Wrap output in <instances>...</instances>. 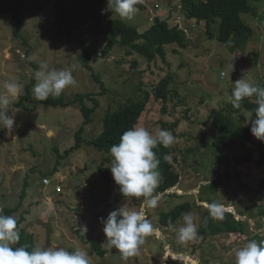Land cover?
Returning <instances> with one entry per match:
<instances>
[{
    "label": "rangeland",
    "instance_id": "374dc122",
    "mask_svg": "<svg viewBox=\"0 0 264 264\" xmlns=\"http://www.w3.org/2000/svg\"><path fill=\"white\" fill-rule=\"evenodd\" d=\"M54 1L0 0V10L8 8V12L0 13V93L5 92V82L17 83L21 88L11 98L12 109L8 112L15 116L13 130L9 133L0 129V210L16 207L8 215L16 218L19 233L34 237L36 248L83 250L90 264H236L238 249L251 240L264 241V196L258 191L264 165L256 166L264 142L251 134L248 142L240 140L216 157L211 146L216 133L210 120L213 111H220L230 120L233 130L241 123L251 128L253 115L243 106L234 109L230 100L234 83L242 78L264 87V0L251 4L257 17L241 15L252 34L246 41L237 38L232 47L207 39L202 23L196 28L193 21L183 19L178 0H141L145 7L131 20L107 10L104 22L119 19L135 26L139 33L154 18L166 19L170 29L183 30L186 45H165L164 58L157 57L154 62L135 52L126 55L128 49L117 45L105 57H94L91 71L80 65L77 57L87 48L102 50L100 33L92 28L72 31L69 37L65 30L60 36L51 26ZM107 5L108 0L104 2L105 9ZM17 9L23 21L19 37L13 33L12 12ZM41 64H47L49 70L72 71L76 84L64 90L66 101L76 94H90L99 103L92 121L83 127V142L66 155L82 126L79 106L54 109L39 105L34 112L28 111L30 102L18 107L24 87L33 80L36 83L34 73ZM169 76L172 81L167 113L162 114L163 103L154 98L153 90ZM147 94L149 102L136 127L146 128L153 136L160 130L174 136V143L168 146L173 152L169 158H175L173 167L180 179L174 188L159 194L157 208H145L147 218L161 236L146 238L139 254L123 261L115 248L104 243L101 218L106 219L122 206L139 211L144 198L124 199L109 169L111 153L101 152L88 142L102 131L108 111L142 100ZM245 101L255 103V97ZM85 103L88 107L94 104L88 98ZM174 122L178 124L174 126ZM101 164L108 170L109 183L101 178ZM24 187L26 193L21 199ZM183 202H188L190 211L171 227H163L159 214ZM210 204L246 222L242 233L201 234L207 225L200 220ZM185 214L193 216L198 238L182 243L177 234ZM91 242L101 245L105 255L91 252Z\"/></svg>",
    "mask_w": 264,
    "mask_h": 264
},
{
    "label": "trees",
    "instance_id": "16d2710c",
    "mask_svg": "<svg viewBox=\"0 0 264 264\" xmlns=\"http://www.w3.org/2000/svg\"><path fill=\"white\" fill-rule=\"evenodd\" d=\"M106 0H55L51 5V26L56 30L59 35L66 30L69 37H71L72 31L78 30H90L92 28L97 29L100 33L104 46L101 51H96L87 48L83 53L77 57L78 63L88 71H91L90 61L96 57H105L108 55L113 47L120 46L128 49L126 55H130L132 52L142 55L148 62H154L157 57L164 58V46L170 44H178L181 48H185L184 32L183 30L170 29L166 19L154 18L151 24L143 28L139 33L135 26H131L122 20L113 19L104 22V2ZM172 1V0H171ZM180 1L179 14L183 19L187 21H193L195 27L202 23L207 34V39L217 40L219 43L229 44L232 47V43L237 41V38H243L246 41L251 37V29L244 23L241 18L242 14H251L257 17L256 11L251 8V4L259 2L260 0H178ZM139 9H144V5L141 2L137 5ZM177 9V8H176ZM8 12L7 9L0 10V13ZM13 13V26L14 36L19 37V29L23 24L21 19V12L17 9ZM218 22V24H217ZM214 27H216V32ZM178 28V27H176ZM235 47V46H234ZM253 58H256L254 56ZM172 78H163L154 88V98L163 103L161 113L166 114L168 103L169 85ZM35 85L33 80L31 84L24 87L25 94L21 96L20 105L23 107L26 102L32 103L30 110L34 112L39 105H45L56 108H69L72 105H78L80 113L83 117L82 126L75 133V144L72 148L65 151V155L79 148L83 142L81 134L83 127L92 121V115L95 110L98 109L99 103L90 94H76L73 99L66 101L64 94L60 96H51L45 100L36 99L32 88ZM93 101V106L88 107L85 103L86 99ZM149 102L148 94L144 96V99L129 102L116 110L108 111L102 123V131L98 137L90 142L94 148L101 152L110 153V148L113 144L119 143L121 135L136 127L141 119V115L146 109ZM243 108L250 111L254 116L253 109L257 107L256 103L245 101L242 103ZM244 124L243 118L240 119ZM211 126L216 133L212 140V150L216 157L223 155L224 152L239 143L240 140L248 142L250 140L251 131L248 127L241 126L237 130H233L230 120L224 116L220 111H213L211 114ZM178 122H174L176 126ZM173 127V126H172ZM154 151L157 154V158L160 160L158 171L161 175L159 186L156 189V193L165 194L171 188H174L180 179V176L174 171L175 158H169L173 152L169 147L158 145ZM59 161V160H58ZM59 163V162H58ZM264 165V151L261 152L260 160L256 166L261 167ZM99 173L101 178L110 182L108 170L101 164L99 166ZM258 191L264 196V178L260 180L258 184ZM26 193V187L21 191V199ZM167 196V195H165ZM170 196V195H168ZM171 196L178 197L176 194ZM123 197V196H122ZM124 198V197H123ZM188 202H183L175 205L167 213L159 214L158 221L163 227L169 228L181 218L184 213L190 211ZM4 215L11 214L16 211L15 208H3L1 209ZM222 219L213 218L210 215L209 210H206L201 218V224L207 225V229H201V234L217 236L228 235L235 233H242V227L246 222L236 220L234 215L222 210ZM205 227V226H204ZM203 236V235H202ZM90 251L97 253L102 257L105 255L104 249L101 248L97 242L90 243ZM27 246L29 250L36 248L35 239L30 234L24 232L20 233V239L18 243H15L14 247Z\"/></svg>",
    "mask_w": 264,
    "mask_h": 264
},
{
    "label": "clouds",
    "instance_id": "9594fccd",
    "mask_svg": "<svg viewBox=\"0 0 264 264\" xmlns=\"http://www.w3.org/2000/svg\"><path fill=\"white\" fill-rule=\"evenodd\" d=\"M141 0H108L107 9L119 18L131 20L139 11L137 5ZM36 83L33 93L36 99L45 100L50 95L60 96L64 90L76 84L70 69H48L47 64H41L35 71ZM231 104L234 109H241L246 98L255 97L257 107L253 109L254 119H251V134L264 142V87L242 78L234 83ZM5 92L0 93V129L9 133L15 125V116L8 115L11 108V98L16 97L21 88L14 82H5ZM174 143V136L167 130H160L156 136L144 127H132L125 131L119 143L110 148L112 156L109 167L119 192L125 198L139 199L143 197L139 211L129 210L126 206L111 211L107 218H101L107 247L115 248L119 259L127 261L139 254L146 238L161 233L146 216L145 208L155 209L159 206L160 195L156 193L161 175L158 171L160 160L154 149L158 145L168 147ZM213 218L222 219L221 206L208 205ZM197 224L191 214H185L183 224L178 230V240L188 242L198 238ZM20 233L18 222L14 216L4 215L0 210V264H90L87 253L83 250L69 251L62 247L33 248L27 246L13 247L18 243ZM236 264H264V241H249L235 253Z\"/></svg>",
    "mask_w": 264,
    "mask_h": 264
},
{
    "label": "bare ground",
    "instance_id": "6f19581e",
    "mask_svg": "<svg viewBox=\"0 0 264 264\" xmlns=\"http://www.w3.org/2000/svg\"><path fill=\"white\" fill-rule=\"evenodd\" d=\"M45 181H47V183H45ZM43 182H44L45 185L49 184V181L47 179H45Z\"/></svg>",
    "mask_w": 264,
    "mask_h": 264
},
{
    "label": "crops",
    "instance_id": "0c3cea01",
    "mask_svg": "<svg viewBox=\"0 0 264 264\" xmlns=\"http://www.w3.org/2000/svg\"><path fill=\"white\" fill-rule=\"evenodd\" d=\"M102 249H104L102 246H101Z\"/></svg>",
    "mask_w": 264,
    "mask_h": 264
},
{
    "label": "built area",
    "instance_id": "2783aa9c",
    "mask_svg": "<svg viewBox=\"0 0 264 264\" xmlns=\"http://www.w3.org/2000/svg\"><path fill=\"white\" fill-rule=\"evenodd\" d=\"M45 183H47V181H45Z\"/></svg>",
    "mask_w": 264,
    "mask_h": 264
}]
</instances>
